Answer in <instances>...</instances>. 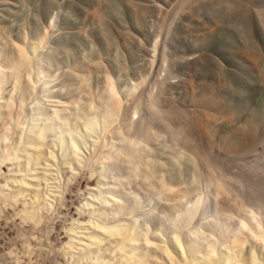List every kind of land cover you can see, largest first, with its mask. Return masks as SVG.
<instances>
[{
	"label": "bare ground",
	"instance_id": "1",
	"mask_svg": "<svg viewBox=\"0 0 264 264\" xmlns=\"http://www.w3.org/2000/svg\"><path fill=\"white\" fill-rule=\"evenodd\" d=\"M56 24L0 19V264H264V153L242 165L255 138L216 145L166 98L171 21L130 81L93 52L56 66Z\"/></svg>",
	"mask_w": 264,
	"mask_h": 264
},
{
	"label": "rangeland",
	"instance_id": "2",
	"mask_svg": "<svg viewBox=\"0 0 264 264\" xmlns=\"http://www.w3.org/2000/svg\"><path fill=\"white\" fill-rule=\"evenodd\" d=\"M180 2L0 0V19L9 25L15 37L24 36L23 31L42 29L55 19L57 27L51 46L61 61L56 66L66 68L93 52L91 55L97 60L103 59L105 66L116 70L122 62L124 81L137 80L142 74L154 71L156 67L150 63L154 58L153 43L164 36V26L171 21L161 70L162 79L167 80L163 83L164 95L173 105L193 112L192 115L200 112V117L203 115L200 123L216 145L225 147L240 136L255 138V150L238 154L244 158L242 165L250 161L247 156L254 160L261 158L264 153V0H188L183 8ZM84 50L88 52L83 54ZM204 96L206 100L202 101ZM216 102L218 105L214 106ZM210 112L218 115L212 116ZM248 129H254L255 134H246ZM4 169L7 171V166ZM85 175L74 183L75 190L85 187L89 181ZM68 197V208L63 211L77 215L75 209L80 199L74 194Z\"/></svg>",
	"mask_w": 264,
	"mask_h": 264
}]
</instances>
